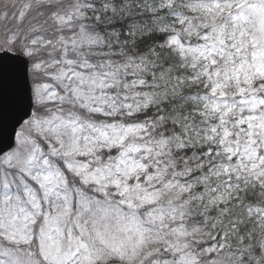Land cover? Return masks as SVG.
Segmentation results:
<instances>
[{"label":"snow or ice","instance_id":"obj_1","mask_svg":"<svg viewBox=\"0 0 264 264\" xmlns=\"http://www.w3.org/2000/svg\"><path fill=\"white\" fill-rule=\"evenodd\" d=\"M0 264H264V0H0Z\"/></svg>","mask_w":264,"mask_h":264}]
</instances>
